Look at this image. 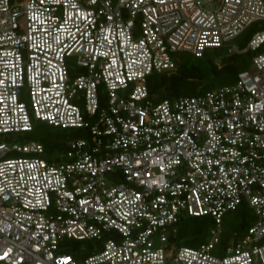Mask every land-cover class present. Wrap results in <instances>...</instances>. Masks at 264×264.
Here are the masks:
<instances>
[{
    "label": "built area",
    "instance_id": "built-area-1",
    "mask_svg": "<svg viewBox=\"0 0 264 264\" xmlns=\"http://www.w3.org/2000/svg\"><path fill=\"white\" fill-rule=\"evenodd\" d=\"M255 23L264 0H0V135L84 134L62 161L0 143V264H264V51L231 85L147 90L178 55L258 51L260 26L234 43ZM242 206L253 224L221 245ZM184 216L209 219L205 243L172 241Z\"/></svg>",
    "mask_w": 264,
    "mask_h": 264
},
{
    "label": "trees",
    "instance_id": "trees-1",
    "mask_svg": "<svg viewBox=\"0 0 264 264\" xmlns=\"http://www.w3.org/2000/svg\"><path fill=\"white\" fill-rule=\"evenodd\" d=\"M258 26L249 27L236 40L239 49L245 48L251 35ZM264 51V44L256 52L229 53L228 48L207 49L201 58L187 54L178 55L174 70L152 74L147 77L149 100L159 103L164 100H174L181 96H197L215 88L231 85L238 73L249 69L254 55ZM23 142H36L43 146V158L48 161H62V155L67 152V142L82 136L79 130H59L44 123L34 124L30 132L19 133ZM17 152L6 153L3 159L22 157ZM254 218L245 207L227 213L223 218L221 245H225L233 233L242 236L253 224ZM208 218H191L184 216L177 225V234L172 239L178 246L196 247L207 241V231L210 226ZM73 242V241H65ZM74 241L68 253L75 259L90 255L86 250L79 253L78 243ZM87 244V243H85Z\"/></svg>",
    "mask_w": 264,
    "mask_h": 264
},
{
    "label": "rangeland",
    "instance_id": "rangeland-1",
    "mask_svg": "<svg viewBox=\"0 0 264 264\" xmlns=\"http://www.w3.org/2000/svg\"><path fill=\"white\" fill-rule=\"evenodd\" d=\"M252 26H260V29H264V23H255L253 24ZM250 26V27H252ZM80 72L76 75H79ZM75 75V76H76ZM38 122H34V124H37ZM20 136H22L21 134H8V135H0V143H3L7 146H12V145H23V144H27V143H31L30 141H27V142H23L22 140H20ZM81 137H84V134L82 133V136ZM46 159V158H45ZM249 210V209H247ZM250 214L253 216L254 214L249 210ZM253 218H255L253 216ZM208 238V237H207ZM70 243V242H69ZM71 244H73V242H71ZM86 244L85 242H81V243H78V249L82 248V247H85Z\"/></svg>",
    "mask_w": 264,
    "mask_h": 264
}]
</instances>
